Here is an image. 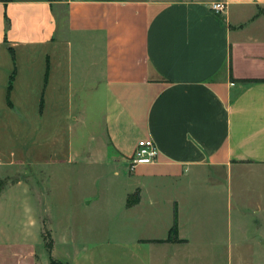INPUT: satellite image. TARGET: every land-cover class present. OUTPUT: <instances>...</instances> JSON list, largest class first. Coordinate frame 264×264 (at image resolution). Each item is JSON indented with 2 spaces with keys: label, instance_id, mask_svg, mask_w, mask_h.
<instances>
[{
  "label": "crops",
  "instance_id": "crops-1",
  "mask_svg": "<svg viewBox=\"0 0 264 264\" xmlns=\"http://www.w3.org/2000/svg\"><path fill=\"white\" fill-rule=\"evenodd\" d=\"M217 2L224 12L212 10ZM97 99L116 162L129 163L141 139L158 148L124 184L117 235L134 232L139 249L173 248L155 241L177 214L180 239L216 247L215 200L241 166H264V0H0V118L12 111L25 121L37 110L43 122L58 110V120H76ZM3 123L0 173L47 161L9 148ZM35 196L21 180L0 191V264H80L72 228L56 233ZM199 213L210 224L195 241L186 229ZM160 220L162 238L143 235L144 222ZM123 247L110 239L83 253ZM102 258L82 264H108Z\"/></svg>",
  "mask_w": 264,
  "mask_h": 264
},
{
  "label": "rangeland",
  "instance_id": "rangeland-1",
  "mask_svg": "<svg viewBox=\"0 0 264 264\" xmlns=\"http://www.w3.org/2000/svg\"><path fill=\"white\" fill-rule=\"evenodd\" d=\"M58 112L48 111L43 122H38L37 110L34 116L20 122L12 111L1 115L8 147L17 154H29L32 160L43 154L47 161L35 167L26 164L2 171L0 191L11 182H29L36 194L33 200L40 204L50 227L58 234L72 228L81 252L80 264L86 257L92 262L104 257L108 264H264V166H241L244 168L233 175L229 189L222 191L224 200H215L220 212L223 210L221 219L215 215L216 229L210 235L216 247L192 244L177 234L155 241L171 243L173 248L139 249L131 245L134 232L117 235L124 224V184L133 175L129 163L116 162L111 157L103 104L97 99L86 110H75L76 120H58ZM43 133H47L46 137ZM220 176L223 180L219 181L224 182L226 174ZM197 217L198 225L186 229L195 241L207 236L203 225L210 224L203 213ZM129 224L127 228L131 229ZM144 225L143 235L152 229V235L162 238L167 220ZM44 234L49 235V231L46 229ZM45 238L49 244L48 236ZM110 239L125 242L127 247L121 251L111 248L106 256L83 253L90 244Z\"/></svg>",
  "mask_w": 264,
  "mask_h": 264
},
{
  "label": "built area",
  "instance_id": "built-area-1",
  "mask_svg": "<svg viewBox=\"0 0 264 264\" xmlns=\"http://www.w3.org/2000/svg\"><path fill=\"white\" fill-rule=\"evenodd\" d=\"M215 13H222L226 10V4L217 2L211 6ZM158 157V148L151 139H141L133 156L128 160L130 170L133 171L138 165L153 163Z\"/></svg>",
  "mask_w": 264,
  "mask_h": 264
},
{
  "label": "trees",
  "instance_id": "trees-1",
  "mask_svg": "<svg viewBox=\"0 0 264 264\" xmlns=\"http://www.w3.org/2000/svg\"><path fill=\"white\" fill-rule=\"evenodd\" d=\"M6 27L8 28L9 27V21L7 20L6 21ZM132 197H130V201L128 202V206H131L132 205ZM178 234V221H177V214H175V219H174V224L172 226V228L170 229V232H169V235L170 236H177ZM51 264H64V263H61V262H56V261H51Z\"/></svg>",
  "mask_w": 264,
  "mask_h": 264
},
{
  "label": "water",
  "instance_id": "water-1",
  "mask_svg": "<svg viewBox=\"0 0 264 264\" xmlns=\"http://www.w3.org/2000/svg\"><path fill=\"white\" fill-rule=\"evenodd\" d=\"M263 244H264V241H263Z\"/></svg>",
  "mask_w": 264,
  "mask_h": 264
}]
</instances>
